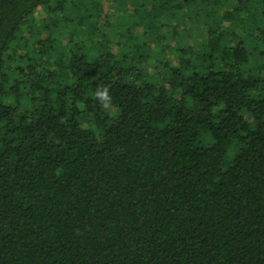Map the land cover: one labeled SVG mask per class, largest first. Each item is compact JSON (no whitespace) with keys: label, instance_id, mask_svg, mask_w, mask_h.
<instances>
[{"label":"trees","instance_id":"16d2710c","mask_svg":"<svg viewBox=\"0 0 264 264\" xmlns=\"http://www.w3.org/2000/svg\"><path fill=\"white\" fill-rule=\"evenodd\" d=\"M0 264H264V0H0Z\"/></svg>","mask_w":264,"mask_h":264},{"label":"rangeland","instance_id":"374dc122","mask_svg":"<svg viewBox=\"0 0 264 264\" xmlns=\"http://www.w3.org/2000/svg\"><path fill=\"white\" fill-rule=\"evenodd\" d=\"M106 9H107L106 6H103V7H102V10L106 11ZM40 14H41V13H40Z\"/></svg>","mask_w":264,"mask_h":264},{"label":"clouds","instance_id":"9594fccd","mask_svg":"<svg viewBox=\"0 0 264 264\" xmlns=\"http://www.w3.org/2000/svg\"><path fill=\"white\" fill-rule=\"evenodd\" d=\"M106 91H107V89H106Z\"/></svg>","mask_w":264,"mask_h":264}]
</instances>
